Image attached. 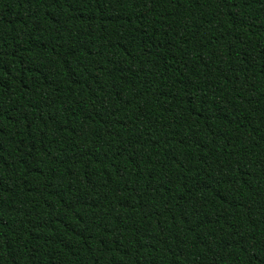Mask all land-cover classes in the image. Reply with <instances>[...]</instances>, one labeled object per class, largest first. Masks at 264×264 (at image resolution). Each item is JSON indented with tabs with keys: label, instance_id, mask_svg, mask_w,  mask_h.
<instances>
[{
	"label": "trees",
	"instance_id": "trees-1",
	"mask_svg": "<svg viewBox=\"0 0 264 264\" xmlns=\"http://www.w3.org/2000/svg\"><path fill=\"white\" fill-rule=\"evenodd\" d=\"M0 264H264V0H0Z\"/></svg>",
	"mask_w": 264,
	"mask_h": 264
}]
</instances>
